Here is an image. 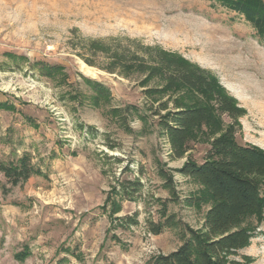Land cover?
<instances>
[{"label": "rangeland", "instance_id": "rangeland-1", "mask_svg": "<svg viewBox=\"0 0 264 264\" xmlns=\"http://www.w3.org/2000/svg\"><path fill=\"white\" fill-rule=\"evenodd\" d=\"M108 37L158 45L208 70L244 110L237 141L264 150V38L243 15L215 0H0V101L15 107L0 109V161L27 152L46 175L12 186L0 172V264H148L174 250L186 227L202 226V186L178 169L188 153L200 162L208 145L171 157L147 107L153 84L78 56L81 39ZM6 52L24 57L18 67ZM33 61L59 64L65 77L39 75ZM86 79L102 83L109 102L94 105ZM124 179L141 183L131 199L113 193ZM127 215L137 223L118 221ZM165 217L172 223L152 233L147 224ZM251 222L256 231L238 255L264 264V217ZM23 247L30 254L19 261Z\"/></svg>", "mask_w": 264, "mask_h": 264}, {"label": "trees", "instance_id": "trees-1", "mask_svg": "<svg viewBox=\"0 0 264 264\" xmlns=\"http://www.w3.org/2000/svg\"><path fill=\"white\" fill-rule=\"evenodd\" d=\"M215 1L243 15L253 25L256 35L264 38V0ZM81 41L82 47L77 54L86 64L124 77H137L141 86L153 84L145 91L153 98L147 107L150 116H156L158 130L167 138L171 157L181 158L196 142L208 145L200 162L188 153L186 161L178 169L182 175L202 186V195L195 197L197 202L208 203L202 226L199 229L186 227L182 242L174 250L151 256L148 264H253L250 256H239L238 252L254 236L256 226L251 221L255 219L259 223L264 217V150L237 141L243 108L212 73L176 52L158 45H146L130 37ZM4 54L11 56L13 61L24 58L8 52ZM14 62L18 67L20 61ZM30 67L48 78L65 77L59 64L33 61ZM86 80L94 92V105L101 101L109 102L107 89L102 83ZM0 109L12 111L15 107L8 101H0ZM113 112L118 115L120 110L116 108ZM124 112H135L144 125L148 122L147 116L139 113L137 107L127 105ZM121 122L125 124L126 120ZM0 172L12 186L24 182L31 175L46 176L31 162L27 152L7 163L0 161ZM159 174L171 188V175L164 169ZM140 186L139 180L124 179L113 193L131 199ZM190 200L193 198L187 201ZM115 206L112 212L118 210ZM118 221L125 226L137 223L133 215L118 218ZM171 221L172 217H165L163 221H150L147 225L152 233L158 234ZM29 254V248L23 247L15 258L22 261Z\"/></svg>", "mask_w": 264, "mask_h": 264}, {"label": "bare ground", "instance_id": "bare-ground-1", "mask_svg": "<svg viewBox=\"0 0 264 264\" xmlns=\"http://www.w3.org/2000/svg\"><path fill=\"white\" fill-rule=\"evenodd\" d=\"M223 52V51H222Z\"/></svg>", "mask_w": 264, "mask_h": 264}]
</instances>
